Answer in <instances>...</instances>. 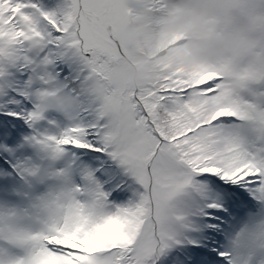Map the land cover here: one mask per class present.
Instances as JSON below:
<instances>
[{
	"label": "snow or ice",
	"instance_id": "obj_1",
	"mask_svg": "<svg viewBox=\"0 0 264 264\" xmlns=\"http://www.w3.org/2000/svg\"><path fill=\"white\" fill-rule=\"evenodd\" d=\"M215 7L129 87L137 0H0V264H264V0Z\"/></svg>",
	"mask_w": 264,
	"mask_h": 264
},
{
	"label": "clouds",
	"instance_id": "obj_2",
	"mask_svg": "<svg viewBox=\"0 0 264 264\" xmlns=\"http://www.w3.org/2000/svg\"><path fill=\"white\" fill-rule=\"evenodd\" d=\"M222 0H137L139 12L125 32L140 54L115 68V79L125 86H139L163 73L167 63L187 59L212 61L230 54L231 47L219 35L205 38L200 30L216 15ZM256 29L246 39L258 40Z\"/></svg>",
	"mask_w": 264,
	"mask_h": 264
}]
</instances>
